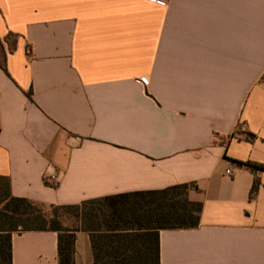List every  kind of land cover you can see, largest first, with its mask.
<instances>
[{
  "label": "crops",
  "instance_id": "0c3cea01",
  "mask_svg": "<svg viewBox=\"0 0 264 264\" xmlns=\"http://www.w3.org/2000/svg\"><path fill=\"white\" fill-rule=\"evenodd\" d=\"M0 40L11 196L73 206L192 184L199 224L160 230L159 264H264V169L238 164L264 166V0H0ZM11 259L58 264L57 234L12 235ZM74 264H94L86 231Z\"/></svg>",
  "mask_w": 264,
  "mask_h": 264
},
{
  "label": "trees",
  "instance_id": "16d2710c",
  "mask_svg": "<svg viewBox=\"0 0 264 264\" xmlns=\"http://www.w3.org/2000/svg\"><path fill=\"white\" fill-rule=\"evenodd\" d=\"M0 68L7 74L1 40ZM25 95L32 101L30 90ZM238 164L252 172L264 169L251 162ZM257 185L256 180L250 196ZM191 189L196 188L183 184L80 205L53 206L11 196L9 180L0 177V264H12V235L27 232L56 233L58 264H74L77 231L90 234L94 264H159L158 232L194 229L199 224L202 205L188 200Z\"/></svg>",
  "mask_w": 264,
  "mask_h": 264
},
{
  "label": "built area",
  "instance_id": "2783aa9c",
  "mask_svg": "<svg viewBox=\"0 0 264 264\" xmlns=\"http://www.w3.org/2000/svg\"><path fill=\"white\" fill-rule=\"evenodd\" d=\"M140 83L145 85L146 84V80L145 79H140ZM226 173L229 174V172H226Z\"/></svg>",
  "mask_w": 264,
  "mask_h": 264
},
{
  "label": "rangeland",
  "instance_id": "374dc122",
  "mask_svg": "<svg viewBox=\"0 0 264 264\" xmlns=\"http://www.w3.org/2000/svg\"><path fill=\"white\" fill-rule=\"evenodd\" d=\"M68 225H69V223H68Z\"/></svg>",
  "mask_w": 264,
  "mask_h": 264
}]
</instances>
